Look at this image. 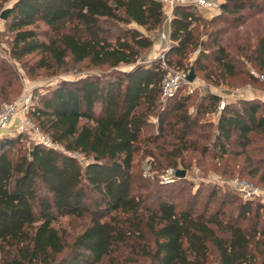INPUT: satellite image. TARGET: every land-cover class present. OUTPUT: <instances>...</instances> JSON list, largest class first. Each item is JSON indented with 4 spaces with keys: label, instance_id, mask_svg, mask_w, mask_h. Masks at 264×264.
I'll return each instance as SVG.
<instances>
[{
    "label": "trees",
    "instance_id": "16d2710c",
    "mask_svg": "<svg viewBox=\"0 0 264 264\" xmlns=\"http://www.w3.org/2000/svg\"><path fill=\"white\" fill-rule=\"evenodd\" d=\"M220 1L215 19L224 21L241 20L240 12L257 6V0ZM192 8L173 10L168 64L181 70L200 49L191 70L203 73L206 84L228 85L244 74L257 82L216 36L200 40V28L213 21ZM8 10L4 26L14 61L37 57L34 68L44 71L84 62L113 71L63 81L28 111L59 149L34 144L22 150L25 135L0 139V264H264L258 202L243 201L237 213H228L223 203L215 210L210 201L198 207V195L191 194L178 207L161 200L158 187L146 195L134 191L133 174L135 145L155 118L156 135L147 140L154 148L146 153L154 164L186 165V154L211 152V161H223L239 149L247 155L241 173H261L263 181L264 102L238 100L218 114L215 95L201 96L192 113L191 95L163 100L160 61L138 64L163 25L158 0H17ZM245 58L264 69V39ZM133 65L129 72L115 70ZM213 112L215 123L202 121ZM93 195L92 211L86 202ZM86 215L89 226L70 243L54 227L59 218Z\"/></svg>",
    "mask_w": 264,
    "mask_h": 264
},
{
    "label": "rangeland",
    "instance_id": "374dc122",
    "mask_svg": "<svg viewBox=\"0 0 264 264\" xmlns=\"http://www.w3.org/2000/svg\"><path fill=\"white\" fill-rule=\"evenodd\" d=\"M16 1L17 0H0V14L4 10L9 9ZM219 3L221 5L222 1L219 0ZM191 10L200 15L206 21H213V24L204 26V29L200 28L201 33L205 34L204 36H201V41H207L209 35L212 37L216 36L219 39L220 45L227 47L231 56L237 60L240 70H243V73H246V71L249 72V69H253L255 71L259 70L264 74V69H259L257 65L248 62L245 58L246 55L253 52L256 42L260 39H264V0H257V6L254 10L240 12L239 17L241 20L225 18L227 20L224 21L221 19H215L219 14L218 12H207L198 8H192ZM120 27L123 28L121 25ZM168 27L169 26L167 25V29ZM41 28L43 29V26H41ZM11 38L12 36L7 32L4 22L0 20V90L2 91V94H0V107L3 104H11L19 100H24L28 105V110L32 111L39 105V100L42 95H45L53 87L63 81H76L92 77H106L113 71V69L106 66L92 67L88 62L79 65H72L69 63L65 67L53 71L37 70L34 68V63L38 59L37 57H28L19 62L14 61L10 57ZM151 50L140 59L138 63H140V61L144 63L146 59H151L153 57L152 53H150ZM199 51L200 49H197L191 53L188 60L185 61V68L181 70L191 71V64L199 54ZM170 67L174 70H178V68L173 66ZM133 68L134 65L120 66L115 70L126 72ZM194 74L196 75L195 80L198 79L199 84L208 83L203 79V73H196L194 71ZM215 88H219L220 91L237 89L240 92L239 96H237V100L228 102L232 104H236L238 100H246V90L254 89L264 92V86L259 82L249 81L246 74L235 80H231L228 85H221ZM186 89V87L181 89L171 97H175L174 100H177L182 95H186ZM191 96L193 100L190 102L191 106L188 107L190 113L194 111V105L197 104L201 95L199 91H195ZM165 105V101H162L161 108L163 109ZM215 119H217V114H214V112L202 117V121L210 123H215ZM150 123V126L142 135V140L135 145L133 174L136 187L134 188V191L146 195L158 187L161 190L158 197L161 200H170L178 207H183L189 195H198V207L201 208L206 201H210V209L215 210L219 205L222 206L223 203L224 209L228 213H237V206L244 201L232 188H230L229 183L233 179L243 177L254 181L264 195V178H262L263 181H259L261 173L255 178H251L245 173H241L242 164L247 155H240L241 152L239 149H235L233 156L224 159L223 161H211V152L203 158H200L196 154H186V165H182L180 162H177L175 167L167 166L166 164H154L153 159L146 155L148 149L154 148L147 143V140H150L149 137L156 135L158 123L155 118L151 119ZM25 136L26 137L22 138L21 148L22 150H29L35 142L31 137L27 135ZM255 145L260 147L256 141ZM15 154H17V150L11 155ZM255 154L258 155L257 152L251 155L253 162L255 161ZM77 158L85 163L82 156L77 155ZM168 171L174 173L182 171L184 172V177L178 178L176 176L171 183L162 184L161 178L165 176ZM180 180H182L181 185L179 184ZM212 193H215L214 198L211 197ZM156 201L157 198H154L151 201V204L155 205ZM255 202H258L263 206L259 212L263 217L264 198ZM86 204L92 211L95 210V195L91 196ZM249 217L252 219V215ZM90 221L91 218L89 215H86L82 219H74L72 217L59 218L55 222L54 227L58 229L60 233L65 236L67 242L70 243L74 237L89 226ZM246 223L247 222H245L243 226H246Z\"/></svg>",
    "mask_w": 264,
    "mask_h": 264
},
{
    "label": "built area",
    "instance_id": "2783aa9c",
    "mask_svg": "<svg viewBox=\"0 0 264 264\" xmlns=\"http://www.w3.org/2000/svg\"><path fill=\"white\" fill-rule=\"evenodd\" d=\"M163 6L164 23L169 26L173 10L175 7H195L207 12H218L220 9L219 0H158ZM159 43H157L156 56L151 59H146L142 64H149L151 61L157 59L160 61L161 69L164 72L161 82V98L166 100L172 95L176 94L183 88H187L185 94L192 95L198 90L195 81L190 83L187 78L189 71L174 70L166 61V53L171 47V42L168 33L164 29L158 33ZM138 63V64H140ZM132 69H129L131 71ZM126 71V72H129ZM250 76L264 86V74L259 73L253 69H249ZM208 88L212 86L208 85ZM237 89L228 91H221L219 95V102L217 105V113L219 114L228 102L237 100L239 96ZM24 100H19L11 104H3L0 107V139L5 137H15L18 135H27L34 139L35 144L41 145L49 149H57L51 140L43 134L35 123L28 116V107ZM176 177V173L168 171L165 176L161 178L162 184L171 183ZM232 188L244 201H257L264 198L262 190L254 183L235 178L229 183Z\"/></svg>",
    "mask_w": 264,
    "mask_h": 264
},
{
    "label": "crops",
    "instance_id": "0c3cea01",
    "mask_svg": "<svg viewBox=\"0 0 264 264\" xmlns=\"http://www.w3.org/2000/svg\"><path fill=\"white\" fill-rule=\"evenodd\" d=\"M219 12H220V9H219L218 13ZM161 29H164L165 32L168 33V35H169L170 28L168 27V29H167V24L164 23V20H163V25H162ZM161 29L157 33H159L161 31ZM157 33L151 35V39H152V42H153V47H152V50H151L150 53H152L153 57L156 56L157 50L159 49L157 47V43H159V39H158ZM198 82H199L198 79L195 80V84L198 86V90L197 91L200 92L201 96L206 95V94H211V95H215V96H217L219 98V95H220V92H221L219 88H215V87L208 88L207 87L208 84H204V83L199 84ZM245 95H246L245 99L247 98L246 100H259L261 102H264V92H261V91H258V90H254V89H250V90H246L245 91ZM217 117H218V115H217ZM216 120L217 119H215V122H216Z\"/></svg>",
    "mask_w": 264,
    "mask_h": 264
},
{
    "label": "water",
    "instance_id": "95a60500",
    "mask_svg": "<svg viewBox=\"0 0 264 264\" xmlns=\"http://www.w3.org/2000/svg\"><path fill=\"white\" fill-rule=\"evenodd\" d=\"M8 12H9V10L6 9V10H4V11L0 14V20H1V21L5 22V21L7 20ZM195 78H196V76H195V74H194V71L191 70V71L189 72V75H188L187 80H188L190 83H192V82L195 81ZM176 176H177L178 178H182V177H184V172H182V171H177Z\"/></svg>",
    "mask_w": 264,
    "mask_h": 264
}]
</instances>
